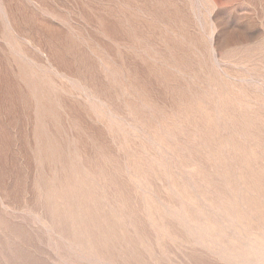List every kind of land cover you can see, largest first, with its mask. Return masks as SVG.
<instances>
[{"label": "rangeland", "instance_id": "1", "mask_svg": "<svg viewBox=\"0 0 264 264\" xmlns=\"http://www.w3.org/2000/svg\"><path fill=\"white\" fill-rule=\"evenodd\" d=\"M0 264H264V0H0Z\"/></svg>", "mask_w": 264, "mask_h": 264}]
</instances>
